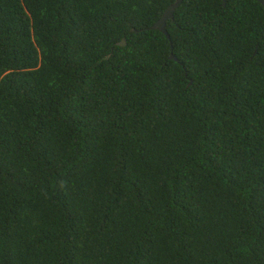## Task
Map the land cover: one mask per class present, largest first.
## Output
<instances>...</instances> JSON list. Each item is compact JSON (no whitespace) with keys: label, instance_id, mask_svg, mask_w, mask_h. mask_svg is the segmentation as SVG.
I'll list each match as a JSON object with an SVG mask.
<instances>
[{"label":"trees","instance_id":"trees-1","mask_svg":"<svg viewBox=\"0 0 264 264\" xmlns=\"http://www.w3.org/2000/svg\"><path fill=\"white\" fill-rule=\"evenodd\" d=\"M174 1L0 0V264H264V6Z\"/></svg>","mask_w":264,"mask_h":264},{"label":"water","instance_id":"water-1","mask_svg":"<svg viewBox=\"0 0 264 264\" xmlns=\"http://www.w3.org/2000/svg\"><path fill=\"white\" fill-rule=\"evenodd\" d=\"M222 1H223V5L226 6L228 0H222ZM259 1L264 6V0H259ZM182 2H183V0H175L170 6H168V8L165 10L163 16L154 25H152L149 28H145V29H159L162 32H164L167 35V37H170L168 30H167V21L170 18H174V12L181 5ZM133 31H138V30L133 29ZM122 43L123 44L126 43L125 37L123 38ZM171 57L178 60L177 57L173 53H172Z\"/></svg>","mask_w":264,"mask_h":264}]
</instances>
